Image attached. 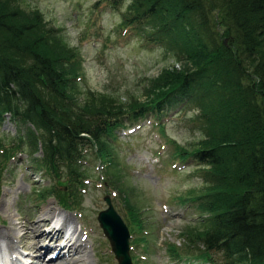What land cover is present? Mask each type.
I'll return each mask as SVG.
<instances>
[{
  "label": "trees",
  "instance_id": "16d2710c",
  "mask_svg": "<svg viewBox=\"0 0 264 264\" xmlns=\"http://www.w3.org/2000/svg\"><path fill=\"white\" fill-rule=\"evenodd\" d=\"M19 1L0 0V124L8 114L17 127L13 140L30 141L31 147L15 145L14 156L40 151L34 171L56 178L40 191L42 200L54 196L67 208L81 207L90 153L108 161L99 166L101 183L122 192L113 185L117 129L150 114L159 123L195 102L205 135L191 147L177 143L175 155L196 164L203 185L176 197L194 205L199 218L181 228L183 245L170 243L169 254L195 264H264V0H130L123 23L148 44L173 48L184 63L164 67L146 84L147 98L129 105L101 92L81 103L73 90L74 52L40 9ZM124 1L95 5L119 9ZM62 177L68 187L57 184ZM128 211L133 244L146 246L149 221L132 205Z\"/></svg>",
  "mask_w": 264,
  "mask_h": 264
},
{
  "label": "rangeland",
  "instance_id": "374dc122",
  "mask_svg": "<svg viewBox=\"0 0 264 264\" xmlns=\"http://www.w3.org/2000/svg\"><path fill=\"white\" fill-rule=\"evenodd\" d=\"M95 1L20 0L18 4L27 9H40L46 24L57 27L58 37L70 52H74L72 58L78 64V75L73 90L81 103L88 101L91 92L109 94L129 102L128 105L137 99H146V84H151L155 75L164 67H180L184 62L177 58L173 48L150 45L138 28L123 23L122 10L127 8L130 0H125L119 9L106 5L97 7ZM227 37L224 35L223 38ZM70 60L68 64L71 66ZM198 112V104L190 102L185 107L176 108L159 123L154 122L153 114H150L133 126L117 129L116 138H112L114 152L111 155L116 153L119 156L117 166H123L113 174V185H120L122 192L101 183L102 168L99 166L105 168L108 163L105 157L90 153L87 161H83L85 188L81 207L65 214L73 226H78L79 240L87 245L85 250L90 254V264L118 263L98 221L100 210L108 206L106 194L113 196V204L129 226V205L149 221V243L146 246L143 245L145 242L136 244L133 248L139 254L134 264H189L171 258L169 246L172 242L182 246L179 230L192 218L193 221L199 218L194 205L176 197L192 187L203 185L196 175V164L190 161L180 164L175 155L177 143L191 147L205 135L200 119L196 117ZM16 131L15 123L7 114L0 124V230L9 236L0 240L6 242L4 248L10 255L19 254V264L25 260L36 264L37 246L49 243L48 237L53 243L57 235L50 234L43 239L36 236V232L41 235V231L49 229L54 221H44L39 227L35 224L42 216L47 217L53 206L57 211L64 212L65 209L54 197L42 200L40 196L44 186L56 181L41 170L34 171V157L41 152L34 154L19 149L14 156L15 145L31 147L27 136L23 141L19 138L13 140ZM174 165L179 172L174 171ZM50 250H46L50 253L48 257L55 253Z\"/></svg>",
  "mask_w": 264,
  "mask_h": 264
},
{
  "label": "bare ground",
  "instance_id": "6f19581e",
  "mask_svg": "<svg viewBox=\"0 0 264 264\" xmlns=\"http://www.w3.org/2000/svg\"><path fill=\"white\" fill-rule=\"evenodd\" d=\"M65 213L66 212H62L61 210L57 211V208L53 206V208L49 210L48 216L47 217L42 216L41 221L40 222L37 221V223L35 224L36 227H39L41 223L44 221L51 223L55 220V223L52 226L50 225L51 227L49 229L41 231V235L39 234V232H36L34 229L33 230L37 233L36 236L41 239L45 238V236L48 237V235L50 234L57 235V238L53 240V243H50L51 238L48 237L49 243L40 244L37 246L36 250L38 254L34 258L36 264H84L87 261L88 262L86 264H90L89 263L90 254L88 253V250H85V247L87 245L79 240L80 236L78 233V226H73L71 222H69L70 217ZM57 215H62L61 221L59 219L58 220L55 219ZM66 225H72L68 232L69 234L67 236L64 234L65 229L67 230ZM5 232L6 231L4 230H0V238H5L9 236V234ZM5 243L6 242L0 240V251L2 248L6 249L4 248ZM12 244L15 247V244L13 242ZM8 248L11 249L12 247L8 246ZM48 249L49 250L51 249L50 252L56 251L55 255L52 254L51 256L48 257L47 255H50V253H46V250ZM71 254L73 255L68 258L67 255H71ZM4 259H5L4 254L1 253L0 260L3 261ZM9 260L14 264H16L17 262L16 259L13 258L12 259L9 258Z\"/></svg>",
  "mask_w": 264,
  "mask_h": 264
},
{
  "label": "water",
  "instance_id": "95a60500",
  "mask_svg": "<svg viewBox=\"0 0 264 264\" xmlns=\"http://www.w3.org/2000/svg\"><path fill=\"white\" fill-rule=\"evenodd\" d=\"M58 184L67 186L68 179H60L58 180ZM105 199L108 206L102 209L98 215L104 233L110 240V244L118 260L117 264H132L130 228L114 207L110 196L106 195Z\"/></svg>",
  "mask_w": 264,
  "mask_h": 264
}]
</instances>
